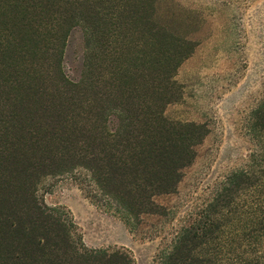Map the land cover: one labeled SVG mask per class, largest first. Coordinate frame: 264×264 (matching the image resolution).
I'll return each instance as SVG.
<instances>
[{
  "label": "trees",
  "instance_id": "obj_1",
  "mask_svg": "<svg viewBox=\"0 0 264 264\" xmlns=\"http://www.w3.org/2000/svg\"><path fill=\"white\" fill-rule=\"evenodd\" d=\"M164 1L0 0V264H131L76 241L70 220L37 198L47 176L87 170L131 227L176 192L207 129L165 115L197 43L193 12ZM75 28L83 62L73 80L62 62ZM249 181L230 174L159 264H264V199Z\"/></svg>",
  "mask_w": 264,
  "mask_h": 264
},
{
  "label": "rangeland",
  "instance_id": "obj_2",
  "mask_svg": "<svg viewBox=\"0 0 264 264\" xmlns=\"http://www.w3.org/2000/svg\"><path fill=\"white\" fill-rule=\"evenodd\" d=\"M174 3L193 12L190 35L197 45L177 71L180 99L165 115L207 129L176 192L157 197L159 214L132 227L85 169L47 176L36 192L40 203L70 220L76 241L125 252L131 264H159L177 229L203 211L234 172H248L253 194L264 199V0H165L163 10ZM82 62V35L75 28L64 50L65 74L76 80ZM247 191L241 189L235 202L244 203Z\"/></svg>",
  "mask_w": 264,
  "mask_h": 264
}]
</instances>
